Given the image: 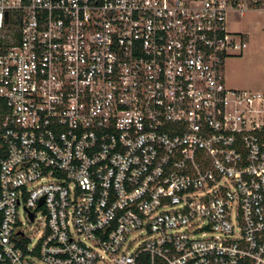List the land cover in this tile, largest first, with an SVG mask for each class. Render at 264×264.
Segmentation results:
<instances>
[{"label": "built area", "instance_id": "built-area-1", "mask_svg": "<svg viewBox=\"0 0 264 264\" xmlns=\"http://www.w3.org/2000/svg\"><path fill=\"white\" fill-rule=\"evenodd\" d=\"M259 9L0 0V264H264V89L224 77Z\"/></svg>", "mask_w": 264, "mask_h": 264}, {"label": "rangeland", "instance_id": "rangeland-1", "mask_svg": "<svg viewBox=\"0 0 264 264\" xmlns=\"http://www.w3.org/2000/svg\"><path fill=\"white\" fill-rule=\"evenodd\" d=\"M230 30L247 33L248 45L242 56L231 57L224 62L226 87L238 90L264 89V10L247 11L241 19L232 20ZM29 231L30 224L21 215ZM36 235H33V241Z\"/></svg>", "mask_w": 264, "mask_h": 264}]
</instances>
